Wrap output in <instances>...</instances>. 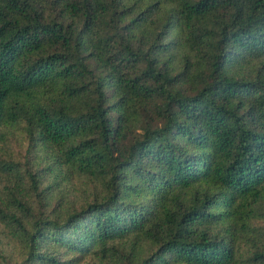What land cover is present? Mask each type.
<instances>
[{
	"label": "trees",
	"instance_id": "trees-1",
	"mask_svg": "<svg viewBox=\"0 0 264 264\" xmlns=\"http://www.w3.org/2000/svg\"><path fill=\"white\" fill-rule=\"evenodd\" d=\"M0 171V264H264V0H0Z\"/></svg>",
	"mask_w": 264,
	"mask_h": 264
},
{
	"label": "rangeland",
	"instance_id": "rangeland-1",
	"mask_svg": "<svg viewBox=\"0 0 264 264\" xmlns=\"http://www.w3.org/2000/svg\"><path fill=\"white\" fill-rule=\"evenodd\" d=\"M29 145V139H27L20 130H16V133L11 135L8 141L5 143L4 147L6 148V151L2 153L3 156L8 157L9 159H14L16 162H18L20 164V170L23 172V174H25V169L29 168V157L31 155L33 156L31 157L32 162H34V159L36 158L34 153L28 155L29 151L27 150L30 149H28ZM23 176L28 179L26 175ZM12 177L13 176L7 174L6 172L0 171V196L2 195L5 198H8L10 190L12 188H17L18 182ZM77 183L78 185L75 187L76 195L74 193L72 195V192H69V197L72 195L71 200L73 201H75L76 197L81 198L90 191L89 187L83 188L85 185L84 181L79 180Z\"/></svg>",
	"mask_w": 264,
	"mask_h": 264
}]
</instances>
